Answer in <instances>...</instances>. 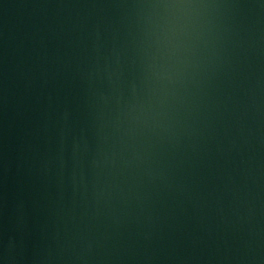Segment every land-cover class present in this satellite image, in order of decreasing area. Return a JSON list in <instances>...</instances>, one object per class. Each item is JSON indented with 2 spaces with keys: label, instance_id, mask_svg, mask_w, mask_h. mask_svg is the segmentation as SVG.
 Listing matches in <instances>:
<instances>
[{
  "label": "water",
  "instance_id": "water-1",
  "mask_svg": "<svg viewBox=\"0 0 264 264\" xmlns=\"http://www.w3.org/2000/svg\"><path fill=\"white\" fill-rule=\"evenodd\" d=\"M0 264H264V0H0Z\"/></svg>",
  "mask_w": 264,
  "mask_h": 264
}]
</instances>
